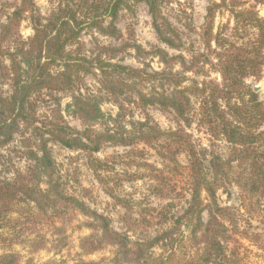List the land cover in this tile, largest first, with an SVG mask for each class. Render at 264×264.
I'll return each instance as SVG.
<instances>
[{
    "label": "trees",
    "instance_id": "1",
    "mask_svg": "<svg viewBox=\"0 0 264 264\" xmlns=\"http://www.w3.org/2000/svg\"><path fill=\"white\" fill-rule=\"evenodd\" d=\"M206 2L198 33L202 49L191 51L166 13L180 4L178 0H49L46 17L35 0L15 1L6 22L0 24V59L9 63H0V241L11 247L25 223L48 212L67 211L83 217L82 226L89 231L80 239L82 254L108 249L110 256L57 264H174L182 242L194 250L189 264H241L237 249L229 247V229L245 220L242 210L259 208L264 201V102L247 84L250 78L260 79L264 71V18L258 10L264 8V0ZM137 4L146 7L156 39L165 48H128L137 60L144 55L156 59L159 70L114 62L123 46L100 45L94 37L97 33L119 40L120 14ZM222 13L229 15L227 24L215 26ZM22 21L32 31L27 38L19 31ZM82 35L91 36L93 49H85ZM181 49L187 55L168 52ZM87 77L96 79L97 92L86 86ZM65 94L70 100L65 109L81 122L80 130L69 126L60 113V98ZM50 100H55L54 108L42 126L36 125L38 106ZM104 102L115 107L114 115L102 111ZM152 107L172 114L178 129L164 131L153 123L147 113ZM135 112L142 118L135 119ZM194 120L212 138L228 145L226 157L213 155L207 161L192 146L184 127ZM16 136L28 165L12 174L3 152ZM161 140L176 143L177 152L187 154L190 199L182 215L152 236L146 233L132 240V229L116 231L104 216L66 197L54 179L49 143L93 154L106 145L129 147ZM234 167L246 168V174H234ZM218 192L226 196L225 202ZM53 229L57 246L62 242L64 246V225ZM43 241L42 237L29 240V250L44 248ZM18 263L17 253L0 254V264Z\"/></svg>",
    "mask_w": 264,
    "mask_h": 264
},
{
    "label": "rangeland",
    "instance_id": "2",
    "mask_svg": "<svg viewBox=\"0 0 264 264\" xmlns=\"http://www.w3.org/2000/svg\"><path fill=\"white\" fill-rule=\"evenodd\" d=\"M15 1L0 0V24L6 22V17L13 11ZM178 2L179 5L173 4V10L166 13H169L170 21L181 34L185 47L191 51H200L202 45L198 33L205 21L207 2L206 0H178ZM35 3L39 13L46 17L51 10L49 0H35ZM258 10L260 16L264 18V8ZM228 20L229 15L222 13L215 19V26L225 25ZM117 26L121 33V38L117 41L97 33L94 35L100 45L117 48L123 46V50L119 52L114 62L133 68L159 70L161 65L156 59L144 55L142 60H137L133 50L128 48L133 45H139L145 51L153 46L165 48L156 39L146 7L137 4L129 11H123ZM19 31L24 38L32 35L27 21L20 23ZM81 39L86 45L85 49H93L94 41L91 36L82 35ZM168 52L172 55L179 53L187 55V51L182 49L180 52L172 50ZM0 63L9 64L4 59H0ZM211 77L218 79L214 73ZM84 82L90 90L97 92L98 85L95 78L87 77ZM247 84L251 88L259 87L256 93L264 102V71L260 79L250 78ZM7 90V86L2 87L4 93H7ZM50 101L51 103L42 102L38 106L35 115L36 125L42 126L49 110L54 108L55 100ZM69 102L68 94L61 96L60 113L69 126L80 130L81 122L65 109ZM101 108L106 114L116 113L111 103L104 102ZM193 108L197 109L195 101ZM147 113L153 123L162 130L178 129L172 114L163 113L156 107L147 109ZM192 114L195 119V111ZM134 115L137 120L142 118L138 112ZM184 130L190 136L192 146L202 153L207 161L213 155L221 157L228 155V145L212 138L206 128L196 120L190 127H184ZM19 141V136H16L13 143L3 152L4 161H8L7 169L12 174L15 171H24L28 165L19 147ZM48 149L55 164L54 179L60 191L66 197L75 198L89 209L104 216L116 231L124 232L126 229H132V232H129L132 240L136 236L143 237L146 233L154 235L173 223L188 205L190 177L187 154L183 151L177 152V144L170 140H161L150 145L137 142L129 147L106 145L98 153L93 154L69 150L54 142L48 144ZM206 160L202 164L204 172L208 169ZM233 170L237 175L246 174V168L234 167ZM202 197L204 198V195ZM217 197L221 202L226 201V196L221 192L217 193ZM253 208H248L246 212L242 210L241 214L245 220H239L237 226L230 228L228 232L229 247L237 249L242 257L241 264H264V201L261 207L255 210ZM12 217L17 218V215ZM36 219L34 222L25 223L24 227L19 229V234L16 235L11 247L7 246L8 242L0 241V254L4 250L17 253L18 264H57L61 261L74 263L80 259L98 261L110 256L108 249L92 255L82 254L79 249L80 239L87 236L89 231L82 226L84 218L81 216L75 217L70 212L58 211L56 214L48 212L47 215ZM203 219L206 221V214L203 215ZM62 224L65 229L62 234L64 246H61L63 242L57 246V235L53 228H58ZM38 237L44 239L45 247L30 251L28 241ZM11 239L10 237L9 240ZM190 245L188 242L179 243L174 264H189L188 262L195 257ZM158 253L159 251L156 250L155 254Z\"/></svg>",
    "mask_w": 264,
    "mask_h": 264
},
{
    "label": "water",
    "instance_id": "3",
    "mask_svg": "<svg viewBox=\"0 0 264 264\" xmlns=\"http://www.w3.org/2000/svg\"><path fill=\"white\" fill-rule=\"evenodd\" d=\"M258 89H259L258 86H254V87L252 88V90H253L254 93H256Z\"/></svg>",
    "mask_w": 264,
    "mask_h": 264
}]
</instances>
